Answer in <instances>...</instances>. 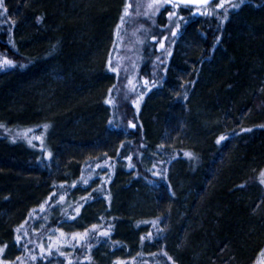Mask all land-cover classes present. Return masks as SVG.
<instances>
[{"label":"trees","instance_id":"trees-1","mask_svg":"<svg viewBox=\"0 0 264 264\" xmlns=\"http://www.w3.org/2000/svg\"><path fill=\"white\" fill-rule=\"evenodd\" d=\"M128 1L4 0L0 61L15 63L0 64L3 258L253 264L264 245V0L188 21L162 79L124 108L132 95L117 93L109 61Z\"/></svg>","mask_w":264,"mask_h":264},{"label":"rangeland","instance_id":"rangeland-1","mask_svg":"<svg viewBox=\"0 0 264 264\" xmlns=\"http://www.w3.org/2000/svg\"><path fill=\"white\" fill-rule=\"evenodd\" d=\"M246 1L244 0V2ZM235 2L240 3V0H224L222 8H215L212 3L207 6V14H205V6L199 7L200 12L195 11L196 7L189 8L190 12L184 14L181 12V8H183L181 6L177 9L174 5L161 6L155 0H129L124 21L121 28L118 29L117 52L113 57V67L119 66V71L116 72L120 80L117 93H121L126 98L132 95L130 102L124 103V108L127 106L138 108L143 100V87H153L158 80L162 79L180 33L188 21L203 15H218L221 12H224V15L235 14L239 9V7H232ZM169 11H173L175 15L169 17L167 15ZM161 17H164V21L161 20ZM177 23L180 24L179 28L175 27ZM173 31L175 32L174 36L172 35ZM153 36L156 37L155 40L152 39ZM160 42H163L164 48L159 46ZM168 51L171 52L170 56ZM157 56L160 57L159 60L156 59ZM147 60L149 61L148 69L144 72L143 66ZM145 80L148 81L147 85L144 83ZM262 194L263 200L260 201L261 208L264 209V190H262ZM262 217L264 220V216ZM87 221L88 219L81 220L78 224L85 226ZM262 249L264 250V245ZM253 259V264L264 262V256L261 255L260 257L255 256ZM22 264L25 263L22 262Z\"/></svg>","mask_w":264,"mask_h":264},{"label":"snow or ice","instance_id":"snow-or-ice-1","mask_svg":"<svg viewBox=\"0 0 264 264\" xmlns=\"http://www.w3.org/2000/svg\"><path fill=\"white\" fill-rule=\"evenodd\" d=\"M155 2L157 4H160L161 6H163L165 4L174 5V7L177 8V9L180 8L181 5H190V4L201 5V6H205V9H206V13L205 14H207V6L209 5V0H155ZM243 2H244V0H240V4H242ZM213 4H214V7L215 8H222L223 7V4H224V0H213ZM240 4L232 5V7L233 8H238V7H240ZM0 11H2V13H4V14H6L7 11H8L7 10V7H6L5 3H4V0H0ZM125 11H127V9H125ZM195 11L196 12H200V8L197 7L195 9ZM167 15L169 17H172L173 15H175V13L173 11H169V12H167ZM7 19L8 20H11V16H8ZM181 19H183V17H181ZM221 19L222 20H226L227 17L224 16V17H221ZM121 22H123V18H122V21ZM13 23H14V21H13ZM175 27L176 28H179L180 27V24L177 23L175 25ZM172 35L173 36L175 35V32L174 31L172 32ZM152 39L155 40L156 37L153 36ZM159 46L161 48H164L163 42H160V45ZM168 55L169 56L171 55V52L170 51H168ZM156 59L159 60L160 57L157 56ZM14 63L15 62L13 60L8 59L7 57H5L2 61H0V64H6V65H14ZM162 63H163V61H162ZM109 67L111 68V70L113 72H118L119 71V66L112 67L111 61H109ZM165 71H166V69H165ZM144 83H145V85H147L148 84V81L145 80ZM141 95H143V94H141ZM185 98H186V93H185ZM109 103H111V101H109ZM132 126L135 127V125H132ZM0 127H3V125H0ZM44 127L46 129L48 126L45 125ZM261 127H264V125H262ZM242 131H251V129H242ZM13 139H15V137H13ZM225 139H226V137L224 135H221V136L218 137L217 143H219L220 141L225 140ZM29 143H31V141H29ZM47 155L49 157H51L52 154H51V152H49V153H47ZM186 155H192V153H186ZM127 159L128 160H131V156H128ZM97 166H99V165H97ZM129 167H134V165H131L130 164ZM156 174L159 175L160 173H156ZM261 177H262L261 183H264V171L261 172ZM83 183L84 184H87L88 183V180H83ZM74 186H75V182H73V187ZM53 195H54V193H53ZM49 199H51V196L49 197ZM63 199H64V196L61 195L59 197V200H63ZM47 203H48V201H45L43 204H41L39 206L40 209H41V211L44 210L45 204H47ZM81 207H82V205H81ZM79 211H80V208L77 207L75 209V212L78 214ZM33 212L35 213V209L33 210ZM96 228H98L97 225H92V229H96ZM16 231H17V235H16L15 239H16V242L19 244L23 240L24 236H27V232L25 231L23 233V235H21L19 228H17ZM59 231L62 232V229H60ZM102 234L105 235V236H108L109 235V232L107 230H104ZM87 236H88V230L87 229H85V231L83 233H73L72 234L73 239L79 238L80 240L86 239ZM151 237H152V233L149 232L147 234V238H151ZM141 239L143 240V239H145V237H142ZM24 247H26V245H24ZM88 247L90 248L91 245L89 244ZM6 248H7V244L6 243L3 244V245H0V264H12L11 261L6 260V259L3 258V255L2 254H3V252H4V250ZM41 249H42V251L40 253L41 256H43V253L44 252H47L48 255H51V249L50 248L49 249H44L43 246L41 245ZM163 254L165 256H167V253L166 252H164ZM29 255H30L31 260L35 261L37 259V255L33 254L31 251L29 252ZM61 255H66V254L65 253H61ZM261 256H264V250H261ZM17 259L19 260L20 258L17 257ZM85 259H90V257L86 256ZM168 259L171 260L172 258L170 256H168ZM68 264H71V261L70 260H69ZM120 264H123V262H120ZM173 264H174V262H173ZM261 264H264V262H261Z\"/></svg>","mask_w":264,"mask_h":264},{"label":"water","instance_id":"water-1","mask_svg":"<svg viewBox=\"0 0 264 264\" xmlns=\"http://www.w3.org/2000/svg\"><path fill=\"white\" fill-rule=\"evenodd\" d=\"M213 3V0H209V5ZM191 6H194V7H204V6H201V5H195V4H190Z\"/></svg>","mask_w":264,"mask_h":264}]
</instances>
